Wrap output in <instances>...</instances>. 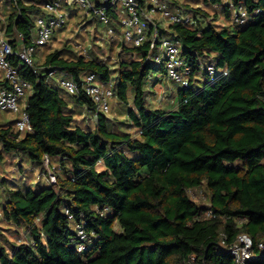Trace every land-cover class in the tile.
<instances>
[{
	"label": "trees",
	"instance_id": "trees-1",
	"mask_svg": "<svg viewBox=\"0 0 264 264\" xmlns=\"http://www.w3.org/2000/svg\"><path fill=\"white\" fill-rule=\"evenodd\" d=\"M48 1H8L0 29L15 52L33 45L35 21L46 16ZM89 1L106 6L118 36L106 54L120 50L116 68L105 50L92 54L86 47V58L70 47L53 49L52 36L67 22L40 47L49 52L33 68L9 59L31 86L32 131L16 132L15 120L0 124L1 218L26 239L0 242V264H188L191 258L192 264H237L229 249L242 234L252 242L245 264H264V0H164L173 12L194 18L191 26L158 23V39L180 41L192 69L189 88H179L167 108L147 102L151 73L165 74L149 48L151 29L134 47L122 38L126 12L110 6L112 0ZM230 5L244 8V24L235 22ZM64 7L70 19L84 15ZM87 17L106 39L93 12ZM202 64L226 75L197 90L199 75L210 79ZM91 74L113 84L129 121L123 130L95 114L82 91L69 95L54 79L62 75L80 85ZM9 85L0 73V90ZM76 108L90 121L76 118ZM49 171L53 184L34 178ZM196 190L205 191L207 204L191 199ZM77 226L87 236L81 253Z\"/></svg>",
	"mask_w": 264,
	"mask_h": 264
},
{
	"label": "built area",
	"instance_id": "built-area-1",
	"mask_svg": "<svg viewBox=\"0 0 264 264\" xmlns=\"http://www.w3.org/2000/svg\"><path fill=\"white\" fill-rule=\"evenodd\" d=\"M14 1V0H13ZM104 2V0H103ZM120 5L121 13L126 14L121 18L120 27L122 38L126 42H130L134 47L141 46L146 40V33L150 30V51L155 52V62L157 65L162 64L165 70L166 77L174 83H177L181 88H189L191 81V67L181 57L182 46L177 39L159 38L158 23L166 22L165 24H180L182 26H191L194 24V18L189 14L173 12L169 9L164 0H112L110 6ZM79 7L82 11L93 12V15L106 28V39L113 40L115 31L110 25L109 17L106 15V6L95 8L94 4L89 0H51L44 4L46 16L35 21L33 31V45L21 46V50L15 52L11 44L0 33V73L9 82L8 89L0 90V111L8 112L15 115V131L18 133H28L32 131L29 116L26 112L27 103H24L23 98L31 93V86L26 81L22 80L18 71L12 67L9 59L16 56L23 64L30 68L34 67L32 55L37 47L45 46L53 33L66 25L67 13L65 7ZM233 19L238 24H244L247 21V14L242 6L237 9L230 5ZM159 18L157 20V17ZM20 40L24 37L20 34ZM78 53L87 58L86 50L80 49ZM203 74H207L211 81L217 80L218 77L225 76L226 72L221 68H216L214 65L200 66ZM49 77L55 74L49 73ZM58 86L69 95L77 94L82 91L94 105L95 114H108L109 101L115 97L112 83H99L95 75H88L83 80V83L78 85L71 78L60 75L57 80ZM47 165L48 159L45 158ZM48 184L55 183L53 174L49 173L46 178ZM76 237L79 243L77 251L83 252L84 245L80 242H85L87 239L86 233L80 226L76 227ZM251 239L245 235L237 237L235 245L229 249V254L234 258L237 264H245L251 258ZM188 264H192L191 261Z\"/></svg>",
	"mask_w": 264,
	"mask_h": 264
},
{
	"label": "rangeland",
	"instance_id": "rangeland-1",
	"mask_svg": "<svg viewBox=\"0 0 264 264\" xmlns=\"http://www.w3.org/2000/svg\"><path fill=\"white\" fill-rule=\"evenodd\" d=\"M9 0H0V20H2L4 18V16L8 15L10 13L9 9V4H8ZM117 9L119 10L121 7L120 5L116 6ZM72 8H77V7H72ZM83 17H81V14H77L75 15V17L71 18L70 17H66V21H67V25L66 28H64L63 31H57L53 36H52V40H54L52 48H68L70 47L73 52L75 54H78V50L80 49H84L87 50L90 48V51H92V54H101L102 50H105V55L109 54V56L111 57V60H109L110 64H111V68H116V64L114 62H116L117 59V54L118 51L120 50H114L113 55H110V52H107L108 48H109V44L112 43L113 45L116 44V38L118 36H114L113 40H115L114 42H108L106 39H103V37H105L104 35V29L102 26L98 25L95 21H93L91 23V25L89 26V24L87 23V21H89L90 18H88L86 15L85 11H82ZM80 15V16H79ZM192 15V14H190ZM3 16V17H2ZM157 17V16H156ZM193 17V15L191 16ZM211 18V17H210ZM159 18L157 17V20ZM213 19L214 16H213ZM211 22L215 23V21H213L212 19H210ZM219 21V19H218ZM166 23V22H163ZM161 23L163 26L164 24ZM220 23H224L223 20L220 21ZM0 33L3 32L2 29H0ZM120 39V38H119ZM122 40V38H121ZM95 45H92V43ZM118 41V39H117ZM87 47V49H85ZM118 48V47H117ZM116 48V49H117ZM49 52V49L47 47H37L35 52L32 55V59L34 64L37 62H41L44 58V56ZM103 56V58H104ZM108 59V58H107ZM204 66V64L201 65V67ZM218 68V67H216ZM200 72L203 74V71L200 70ZM151 76H154L155 78H157V81H155L154 85H150L151 81L147 80V85H146V90L150 93H153L157 90H160V92L157 95H148L149 98L152 101H156V104H159L160 106H162L163 103L166 98H168L166 96L165 93H162L161 90H169V92H173L174 93V99H176V94H177V86L175 84H173L172 82H170L165 74L163 72H152ZM55 80H57V77L54 78ZM150 79V78H149ZM203 82L202 84L197 87L196 89H200V87L206 82V81H211V79H209L208 77H204L202 76ZM113 86V84H112ZM113 90L114 86H113ZM29 97V93L23 98V102L27 103ZM161 100V101H160ZM159 102V103H158ZM124 105V104H122ZM164 106V105H163ZM76 118H79L81 120H85L86 122L89 120L86 111L85 110H80L79 108H76ZM80 113V114H79ZM108 117L109 118H113V130L118 131V130H123V128L121 127L122 124L128 123L129 121H127V117H126V111L124 110V108L122 106L119 105L118 103V99L117 96H115L112 100L109 101V112H108ZM15 115H12L8 112H0V124H6L8 122H11L13 120H15ZM90 121V120H89ZM119 122V123H116ZM90 124V123H89ZM87 126V125H86ZM91 127H93V124L90 125ZM24 168H26L27 166L24 165ZM2 169V168H1ZM98 170H100V167H98ZM48 173H51V171H49ZM41 178V180L45 183L46 182V178H43L40 176V173L35 172L34 173V178ZM10 179H17L18 181H20V178L18 176H14V175H9ZM48 184V183H47ZM205 194V195H204ZM189 195L191 197V199L196 202L197 204H207L205 198H206V193L205 191L203 192L202 190H196V191H191L189 192ZM72 227V225H71ZM0 232L3 234V236H0V242H4V240H7L13 244L15 243H19V242H24L25 236L23 234V231L20 230L19 233H16L15 230H17L16 228L7 225L5 222H3L2 218H1V213H0Z\"/></svg>",
	"mask_w": 264,
	"mask_h": 264
},
{
	"label": "crops",
	"instance_id": "crops-1",
	"mask_svg": "<svg viewBox=\"0 0 264 264\" xmlns=\"http://www.w3.org/2000/svg\"><path fill=\"white\" fill-rule=\"evenodd\" d=\"M166 76V75H165ZM201 75H199L198 76V80H199V82L198 83H196L195 84V87L197 88V87H199L201 84H202V82H203V79H202V77H200ZM167 78V77H166ZM57 79H59V77H57ZM168 79V78H167ZM169 80V79H168ZM151 83H150V85H154V83H155V81H157V78H155L154 76H152V78H151ZM170 82H172L171 80H169ZM173 84H175L177 87V92H178V90H179V88H181L180 87V85L179 84H177V83H174V82H172ZM160 92V90H157V91H155V92H153V93H151V94H153V95H157L158 93ZM161 92L162 93H165L166 94V96L168 97V98H166V100L163 102V103H165V104H163L162 106H160L159 104H156V101H152L150 98H148L147 99V102H149V104H151L152 105V107H155V108H157V107H162V108H167V107H170V106H174V105H172V104H174L175 102H176V99H174V93L173 92H169V90H161ZM176 96H177V94H176ZM161 101V100H160ZM159 103V102H158ZM171 104V105H170Z\"/></svg>",
	"mask_w": 264,
	"mask_h": 264
}]
</instances>
